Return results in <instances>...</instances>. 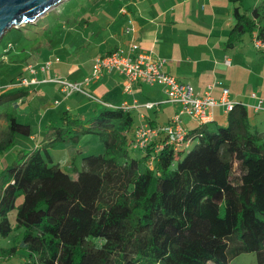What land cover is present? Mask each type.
Masks as SVG:
<instances>
[{"label":"trees","instance_id":"16d2710c","mask_svg":"<svg viewBox=\"0 0 264 264\" xmlns=\"http://www.w3.org/2000/svg\"><path fill=\"white\" fill-rule=\"evenodd\" d=\"M231 1L235 24L227 48L248 34L264 39V1L245 10L244 0ZM16 77L13 86L27 76L21 71ZM29 92H0V122L7 123L0 127V157L19 136L34 135L31 123L12 109ZM257 115L239 101L218 131L209 124L189 130L193 144L185 153L170 146L156 150V142L136 148L132 109L106 106L87 121L65 110L49 144L94 133L104 152L83 154L76 177L50 147L22 155L2 172L0 236L19 235L13 247L2 249L0 264L19 249L21 264H231L251 252L264 264V195L252 193L249 204L244 199L246 184L264 169ZM131 146L144 154L132 157ZM14 209L15 225L9 217Z\"/></svg>","mask_w":264,"mask_h":264},{"label":"crops","instance_id":"0c3cea01","mask_svg":"<svg viewBox=\"0 0 264 264\" xmlns=\"http://www.w3.org/2000/svg\"><path fill=\"white\" fill-rule=\"evenodd\" d=\"M224 1L129 0L127 4L121 6L115 19L108 21L107 27L98 31L108 35L107 39H110L111 43H106L107 39H102L103 34L101 33L97 40L102 39L103 41L99 42V46L102 45L106 48L103 51H97L94 59L117 47L127 48L131 42L138 43L144 51L152 53L156 59H166L164 70L182 82L190 84L199 95L204 96L210 93L219 99L223 94V89L227 87L230 90V99L244 102L253 115H257L251 105L258 103L259 99L264 101V69L259 70V68L249 66L251 58L245 53L243 46L245 38L243 42L233 48L228 49L225 45L235 24V18L233 14L234 5H232L234 3L228 0L231 6L228 3L224 7ZM123 9H127L128 13H124ZM249 35L252 41L254 35ZM237 48L240 49L239 54ZM257 51L260 54L258 59L260 64L264 62V51L259 49ZM227 57L231 59L230 65L225 63ZM92 60L83 67L74 64L68 73L70 78L67 79L73 78L70 81L83 82L92 73L94 62ZM60 62L61 59L57 63ZM32 75L37 77V74ZM24 76L26 75L24 74ZM125 84L124 75L116 71L106 72L101 79L93 80L85 85V88L100 97L101 101L93 100L86 94L76 92L67 95L71 97L63 103L70 100L66 110L71 112L75 108H86L90 103H101L104 104V107L107 104H112V106L118 107L125 101L133 103L137 100L141 104L148 101L157 102L160 105L154 109H133L134 113L136 110L139 114L137 125L148 119L154 126L168 125L172 116L180 109L178 104L163 103L166 99V93L161 85L152 86L135 81L132 84V92L129 93L125 91ZM33 86L38 85L22 87L29 88L31 92ZM24 101L25 99L20 102ZM56 106L58 105L48 106L45 117L55 110ZM261 112L264 113V109ZM162 113L167 116V120L163 122L158 120ZM214 113L215 119L209 125L227 122L228 111L225 107L217 106ZM184 123L188 131L199 126L190 117H185ZM54 124L55 121L50 119L46 126L49 131L44 136L42 132H38L39 135H36L37 133L34 131L33 136L25 138L29 145L24 142L18 144V139L21 137L19 136L14 146V150L19 149L17 156L25 155L24 150H27V147L32 148V151L36 148L45 147L55 149L57 145L49 144ZM42 127L44 126H40V129ZM13 152L10 150L0 157L1 173L9 167L8 161H17L18 157L12 155ZM15 157L16 159H14ZM67 162L68 160H64L60 163L67 168L68 164H65Z\"/></svg>","mask_w":264,"mask_h":264},{"label":"rangeland","instance_id":"374dc122","mask_svg":"<svg viewBox=\"0 0 264 264\" xmlns=\"http://www.w3.org/2000/svg\"><path fill=\"white\" fill-rule=\"evenodd\" d=\"M128 1L64 0L61 4L52 7L41 15L35 22L31 24L30 22H23L19 27L12 28L6 32L0 41V92L11 91L17 87L26 86L19 84V86H13L11 80L15 79L21 71L29 78L33 77L31 74L32 70H28L27 67L29 65L34 66V70L37 71V77L43 81L39 82V84L36 83L38 86H33V90L29 92L25 101L19 102L17 105L13 104L12 109L16 111L21 121L31 123L33 130L37 133L36 135H39L38 132H42L43 136L46 135L47 131H49L46 126L50 119L55 121V123H60V116L63 115L70 102V100H67V102L63 103V101L71 96H67L66 93L62 92V85L51 81L52 78L56 76L65 79L70 78L68 73L74 64L76 66H86L94 59L97 51L105 50L106 47L102 45L100 47L99 42L103 41L102 39L104 38L107 39L109 36L101 32L103 34L102 39L97 40L101 35L98 31H101V28H106L107 22L114 20L121 6L127 4ZM262 1L264 0H244L242 9L245 10L258 5ZM228 3L231 6L230 2L225 0L223 2L224 7ZM232 5L235 6V4ZM28 24L29 28L25 29L24 27ZM20 27H23V29ZM252 41L248 34L243 43L245 53L251 58L249 66L263 70L264 62L259 64L258 59L260 54ZM106 43H111V40L107 39ZM239 52L240 49L237 48V53L239 54ZM57 58L61 59L60 63L54 64L47 71L43 70L47 62H54ZM16 78L15 81H19L18 77ZM56 102L59 103L57 104ZM60 103L63 104L61 105ZM53 105L58 106L45 117L46 108ZM111 106L112 104H110ZM103 108L104 104L90 103L86 108L73 109L71 113L74 117H79L82 121H87L92 116L98 114V111ZM142 109L144 110L146 107H142ZM134 115L138 124L139 114L136 110ZM158 120L163 122L167 120V116L162 113ZM255 120L264 130V113L260 112L255 117ZM225 124L226 122L224 124L219 122L210 124L209 127L213 131H218ZM6 125V121L0 122L1 128L6 127ZM40 126L44 127L40 129ZM131 134H133V131ZM21 142L29 145V142L24 137H19L18 144ZM27 148V150H24V153H31L32 148ZM55 149L50 148L53 156L60 162L68 160L65 164H68L67 168L71 175L76 177L78 172L83 170L85 166L83 154L103 153L104 142L99 134L88 133L82 134L79 141L72 139L66 143H60ZM18 150L17 148L14 150V147L11 149V151H14L12 155H16L19 158L20 155L17 156ZM129 150L132 157H141L144 154L141 149H136L133 146ZM188 151L189 149L185 153ZM74 157L75 159H73ZM14 163V161H8V166ZM257 172L254 174L253 179L246 184L244 189V199L247 204L251 201L252 193L257 197L262 196V194L264 195V169ZM21 202L22 198H19L17 206ZM16 215L17 209H14L9 214L13 225L17 222ZM18 235L19 232H15L11 238L0 236V255L3 248H10L15 245L13 238L16 237L18 239ZM23 253L24 251L19 249L17 254H14L9 260H5L3 264L23 263L25 261V255ZM231 264L260 263L257 260L256 254L251 252L236 258Z\"/></svg>","mask_w":264,"mask_h":264},{"label":"built area","instance_id":"2783aa9c","mask_svg":"<svg viewBox=\"0 0 264 264\" xmlns=\"http://www.w3.org/2000/svg\"><path fill=\"white\" fill-rule=\"evenodd\" d=\"M123 12L128 13V10L123 9ZM253 42L257 49L264 51V39L259 38L257 33L253 36ZM59 61L60 58H57L54 62H47L43 70L47 71L54 63ZM166 62V59H156L152 53L144 51L138 43L131 42L127 48L117 47L113 51L95 58L92 73L83 82H73L58 76L52 78L51 81L61 84L62 91L66 95L79 92L96 101H101L100 97L89 92L85 85L93 80L101 79L106 72L116 71L124 75L126 78L125 91L129 93L132 92V84L135 81L152 86H163L166 93V99L163 103L178 104L180 109L172 116L168 125L154 126L147 121H142L135 132L134 146L146 150L156 142V150L170 146L176 151H184L193 144L184 123L185 117H190L199 125L209 124L215 119L214 110L217 106H223L229 112L238 101L229 98L230 90L227 87L223 89V94L219 99L213 97L210 93L204 96L199 95L190 84L184 83L176 76L166 72L164 70ZM225 63L230 65L231 59L227 57ZM27 68L32 70V74H37L34 66L29 65ZM39 82L41 81L36 76L32 78L24 77L20 80L19 85L30 86ZM263 102V99H259L258 103L251 105L252 109L257 113L261 112L264 109ZM159 105V103L153 101L141 104L135 100L133 103L125 101L121 106L127 109L139 110L142 107L154 109ZM107 106L110 107V104H107Z\"/></svg>","mask_w":264,"mask_h":264},{"label":"water","instance_id":"95a60500","mask_svg":"<svg viewBox=\"0 0 264 264\" xmlns=\"http://www.w3.org/2000/svg\"><path fill=\"white\" fill-rule=\"evenodd\" d=\"M64 0H0V41L8 30L23 22H35Z\"/></svg>","mask_w":264,"mask_h":264}]
</instances>
